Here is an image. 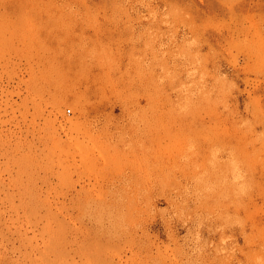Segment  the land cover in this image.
<instances>
[{
  "label": "rangeland",
  "instance_id": "rangeland-1",
  "mask_svg": "<svg viewBox=\"0 0 264 264\" xmlns=\"http://www.w3.org/2000/svg\"><path fill=\"white\" fill-rule=\"evenodd\" d=\"M0 264H264V0H0Z\"/></svg>",
  "mask_w": 264,
  "mask_h": 264
}]
</instances>
